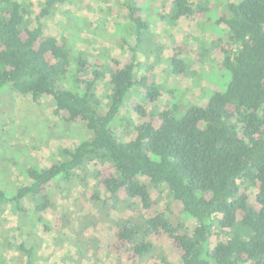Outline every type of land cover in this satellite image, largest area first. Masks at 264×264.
I'll use <instances>...</instances> for the list:
<instances>
[{
    "label": "trees",
    "instance_id": "obj_1",
    "mask_svg": "<svg viewBox=\"0 0 264 264\" xmlns=\"http://www.w3.org/2000/svg\"><path fill=\"white\" fill-rule=\"evenodd\" d=\"M64 1L41 0L37 24L31 26V4L0 0V90L10 85L14 95L34 102L50 95L56 115L84 124L92 136L62 148L63 159L47 167H29V182L11 194L1 193L0 200L23 212L20 204L27 198L35 210L45 212L54 205L52 181L70 182L79 175L88 186L91 176L92 199L101 200L105 191L104 204L116 207L122 200L128 208L138 204L147 211L138 220L118 223L111 252L147 258L157 249L153 237L164 235L178 255L174 262L161 256L166 264H264V0L231 1L219 15L228 31L219 62L230 74L226 88L181 117L165 108L158 119L137 124L134 137L126 141L112 123L130 90L142 86L148 101L159 95L150 77L135 74L147 27L143 8L137 0L129 6L138 34L128 48L129 61L119 66L112 60L83 78L89 73L87 58L79 55L72 61L68 39L47 32L42 21ZM172 4L174 19L210 10L207 1ZM187 51L175 44L174 72L188 68L179 57ZM101 77L108 78L106 104L97 94ZM60 78L69 80L60 83ZM135 109L145 114L141 106ZM93 160L101 163L96 171L88 167ZM154 191H166L168 202L154 198ZM17 248L27 256L25 264H36L33 246L21 242Z\"/></svg>",
    "mask_w": 264,
    "mask_h": 264
},
{
    "label": "rangeland",
    "instance_id": "obj_2",
    "mask_svg": "<svg viewBox=\"0 0 264 264\" xmlns=\"http://www.w3.org/2000/svg\"><path fill=\"white\" fill-rule=\"evenodd\" d=\"M25 1L31 4L28 22L35 26L41 0ZM135 1L65 0L42 21L47 32L68 39L72 61L79 55L87 58L89 73L81 77L89 78L95 67L102 69V64L117 59L122 66L129 61L128 48L138 35L129 15V6ZM137 1L147 27L143 28V42L138 47L135 74L138 78L150 77L159 95L148 101L142 86L130 90L112 123L123 141L134 137L137 124L158 119L165 108H174V114L181 117L189 107L205 105L213 92L226 88L230 74L219 67V62L222 47L228 46V31L218 18L228 2L238 0H194L207 1L210 10L179 19L173 18V0ZM176 43L188 49L179 54L189 63L181 73L174 72L172 61ZM68 80L60 78V83ZM107 81V77H101L97 83V94L104 104L109 94ZM136 105L144 108L145 114H140ZM90 136L84 124L68 122L54 113L50 95L34 102L14 95L10 85L4 86L0 90V194H11L28 183L29 167H47L63 159L62 148H73ZM100 166L96 160L88 165L90 171ZM93 182L90 176L87 186L79 175L70 182L52 181L49 190L54 205L45 212L35 210L27 198L20 204L26 209L23 212L13 202L0 200V264H25L27 256L17 248L21 242L27 248L34 247L36 264H166L163 255L170 261L178 260L171 240L164 235L153 237L157 249L147 258L132 251L111 252L109 245L114 242L118 223L131 217L138 220L147 211L138 204L128 208L122 200L116 207L104 204L105 191L101 200L92 199ZM152 195L163 199L164 204L168 202L166 191H154ZM193 223L190 220L188 225L192 227ZM216 241L213 236L212 243Z\"/></svg>",
    "mask_w": 264,
    "mask_h": 264
}]
</instances>
